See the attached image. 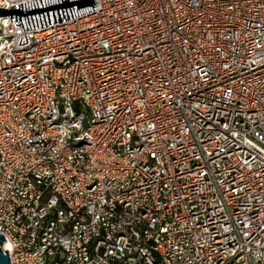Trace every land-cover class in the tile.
<instances>
[{"label": "built area", "instance_id": "obj_1", "mask_svg": "<svg viewBox=\"0 0 264 264\" xmlns=\"http://www.w3.org/2000/svg\"><path fill=\"white\" fill-rule=\"evenodd\" d=\"M94 3L0 16L12 264H264V0Z\"/></svg>", "mask_w": 264, "mask_h": 264}, {"label": "water", "instance_id": "obj_2", "mask_svg": "<svg viewBox=\"0 0 264 264\" xmlns=\"http://www.w3.org/2000/svg\"><path fill=\"white\" fill-rule=\"evenodd\" d=\"M94 0H30L11 7H0V16L16 19V26L27 29L57 24L95 10ZM29 42L22 36L19 45ZM6 238L0 233V264H12L8 251L3 248Z\"/></svg>", "mask_w": 264, "mask_h": 264}, {"label": "bare ground", "instance_id": "obj_3", "mask_svg": "<svg viewBox=\"0 0 264 264\" xmlns=\"http://www.w3.org/2000/svg\"><path fill=\"white\" fill-rule=\"evenodd\" d=\"M3 248H4L6 251H9V250H10V243H9V242H6V243L3 245Z\"/></svg>", "mask_w": 264, "mask_h": 264}]
</instances>
